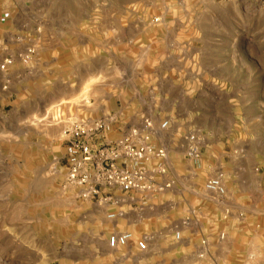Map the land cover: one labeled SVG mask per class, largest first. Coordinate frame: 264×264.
Masks as SVG:
<instances>
[{"label": "rangeland", "instance_id": "rangeland-1", "mask_svg": "<svg viewBox=\"0 0 264 264\" xmlns=\"http://www.w3.org/2000/svg\"><path fill=\"white\" fill-rule=\"evenodd\" d=\"M263 5L0 0V60L17 69L0 86V264H264ZM106 118L96 144L150 118L166 153L126 213L67 182L66 127ZM117 232L133 241L109 249Z\"/></svg>", "mask_w": 264, "mask_h": 264}, {"label": "built area", "instance_id": "built-area-1", "mask_svg": "<svg viewBox=\"0 0 264 264\" xmlns=\"http://www.w3.org/2000/svg\"><path fill=\"white\" fill-rule=\"evenodd\" d=\"M4 21L5 17L0 15V22ZM33 53V50H28L25 59H30ZM13 65L12 58L0 60V72H7ZM109 123L110 119L106 118L93 124L83 122L68 124L65 129L68 142L66 153L68 184L81 189L80 197L82 199L92 201L99 198V205L106 206H115L120 203L117 197L107 194V192L118 191L123 194L157 192L156 184L147 176L143 167V164L150 160L162 161L166 157L164 150H157L151 145V132L155 127L153 121L150 118H144L139 128L129 129L121 140L114 143L96 144L95 141L104 133ZM168 126L169 122L167 121L159 127L161 130H165ZM187 141L189 143L188 155L191 158H198L196 137H188ZM122 165L127 166L123 167ZM156 172L164 173L160 163ZM170 187L171 185L167 184L161 186L160 190ZM206 189L219 197L225 195L220 178L210 180ZM118 216V214H111L108 217L110 220H114ZM176 238L180 240V234H177ZM132 241L133 235L123 232L112 235L108 244L111 249H118L126 247ZM146 243L147 238H144L139 243L140 250L146 249Z\"/></svg>", "mask_w": 264, "mask_h": 264}, {"label": "crops", "instance_id": "crops-1", "mask_svg": "<svg viewBox=\"0 0 264 264\" xmlns=\"http://www.w3.org/2000/svg\"><path fill=\"white\" fill-rule=\"evenodd\" d=\"M15 67L16 66L10 68L5 73L0 72V86L3 84V81H5V82L9 81L10 82V80H14V78H16V75H17L16 70L17 69ZM154 140H155L154 143H155L156 147L159 148V147H163L164 146L163 145V139L159 135L158 136L156 135ZM175 173L176 174L178 173L177 170L175 171ZM175 173H174V175H176ZM107 194H112L113 196H115L118 199H120V204H119V206H117V208L120 209V210H123L125 213H126V209H128V207L131 208L133 206V204L135 203V198H133L135 196V194H133V193L123 194V193L118 192V191H112V192H107ZM114 209H116V208H114ZM117 233H123V232H117ZM107 247L109 249H111L109 247L108 241H107ZM112 250H117V249H112Z\"/></svg>", "mask_w": 264, "mask_h": 264}]
</instances>
